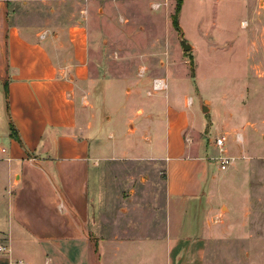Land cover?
<instances>
[{
  "label": "crops",
  "instance_id": "crops-1",
  "mask_svg": "<svg viewBox=\"0 0 264 264\" xmlns=\"http://www.w3.org/2000/svg\"><path fill=\"white\" fill-rule=\"evenodd\" d=\"M52 1L0 0V245L5 247L0 264H160L156 193L148 195L145 208L148 219H159L156 231L149 226L135 238L128 224L123 237L114 224L107 228L99 210L102 196L94 200L90 193L93 171L95 186L102 191L101 164L117 160L153 162L159 169L163 165L165 195L175 202V230L186 225L190 214L196 233L213 235L214 192L219 189L218 201L226 208L221 238H254L263 244L264 232L257 231L264 226L252 224L256 233L249 234V224L256 220L248 184L253 174L258 179L254 187L264 195V165H251L254 159H264V152L255 148L260 144L247 136L245 141L243 133L241 151L233 154L248 162L217 181L219 170L210 162L214 154L209 156V146L196 140L197 127L170 94L164 95L165 103L161 93L149 104L125 102L130 111L122 125L111 115L102 118L99 112L106 102L98 109L93 99L99 73L91 64L96 19L90 4L97 1L84 0L74 21L54 23L32 9L24 17L22 9L29 2L41 6ZM237 1L243 6L239 26L244 31L230 42L242 48L246 62L259 61L254 69L263 77L264 57L259 56L264 53V0ZM211 4L218 9L220 1ZM183 102L188 108L186 96ZM136 117L139 122L133 124ZM203 252L195 245L177 250V261L170 257L168 264H197ZM185 253L188 259L182 262Z\"/></svg>",
  "mask_w": 264,
  "mask_h": 264
},
{
  "label": "rangeland",
  "instance_id": "rangeland-1",
  "mask_svg": "<svg viewBox=\"0 0 264 264\" xmlns=\"http://www.w3.org/2000/svg\"><path fill=\"white\" fill-rule=\"evenodd\" d=\"M96 1V4H90L91 14L96 19L91 31V64L99 76L92 87L98 109L106 102L100 109L102 112H99L102 118L106 114L111 115L113 122L122 125L126 113L130 111L125 108L126 105L149 104L159 93L165 103L164 95L168 93L172 101L175 99L179 102L178 106L185 110L187 117L197 127L194 137L209 146V156L219 155L215 139L224 136V153L236 157L233 153L241 151L239 143L243 141L237 137L243 133L245 141L246 136L254 144L257 141L260 145L257 144L255 148L264 152V76H258V70L254 69V64H259V61L246 62L242 48L236 46V42H230L244 31L239 26V20L244 15L239 1L219 0L218 9L211 4L214 0ZM35 3L29 2L24 6V17L29 16L32 9L48 16L54 23H63L77 20L82 4L86 2L55 0L52 4L41 6L39 2ZM175 15L178 26L174 25ZM181 35L190 44H199L198 49L195 51L193 47L190 51H184ZM259 57L263 58L264 53ZM159 79L164 80L168 88H155V81ZM108 89L112 94L106 101ZM125 93L131 98H127ZM184 96L188 108L184 106ZM201 101L210 107L208 113L202 111ZM138 122L139 117H136L132 123ZM255 130L257 133H254ZM249 152L254 153V150ZM210 162L219 170V181L222 174L248 160L237 159L226 170L219 168L217 160L212 158ZM261 164L264 165V159L251 161L254 168ZM163 171V165L159 169L153 162L107 161L101 164L102 191H99L95 186L97 172L94 170L90 193L94 200L102 196L99 210L105 216L103 224L107 228L109 224L117 226L122 237L126 224L132 238L148 232L149 226L156 231L159 219L151 221L145 210L148 195L156 193L153 203L156 206L160 202V264H168L170 257L177 261L179 255L174 252L194 245L204 251L202 258L195 260L197 264H264V241L262 244L254 238L239 241L235 237L228 240L221 238L220 219L226 208L222 209L218 201L219 189L214 192V202L217 203L213 227L217 230L213 235L204 237L196 233V227L190 226L193 221L190 214L186 218V225L183 227V224H179L181 230H175V202L165 195ZM256 176L253 174L248 182L252 185L250 206L256 213V224L250 222L249 234L256 233V230L252 231V224L255 227H258L257 224L262 228L264 226V195H259V190L254 187L258 181ZM155 184L157 186L154 188ZM94 188L97 189L92 193ZM262 232L263 229L257 231L259 234ZM177 233L181 237L174 236ZM149 236H153L152 230ZM181 257L184 262L188 254Z\"/></svg>",
  "mask_w": 264,
  "mask_h": 264
},
{
  "label": "built area",
  "instance_id": "built-area-1",
  "mask_svg": "<svg viewBox=\"0 0 264 264\" xmlns=\"http://www.w3.org/2000/svg\"><path fill=\"white\" fill-rule=\"evenodd\" d=\"M158 81L160 82V79L155 81V88H157L156 85ZM157 89H160V88H157ZM237 139L241 140L242 139L241 135H239ZM225 143H226V137L224 136L216 137L215 146L219 149L220 153L218 156L212 157V158L218 161L219 168L221 170H226L235 160H237L235 156L224 153ZM0 250H5V247L0 245ZM22 264H31V263L28 261H24L22 262Z\"/></svg>",
  "mask_w": 264,
  "mask_h": 264
},
{
  "label": "water",
  "instance_id": "water-1",
  "mask_svg": "<svg viewBox=\"0 0 264 264\" xmlns=\"http://www.w3.org/2000/svg\"><path fill=\"white\" fill-rule=\"evenodd\" d=\"M180 40L184 51H190L192 49V45L187 42L182 35ZM200 106L203 112L208 113L210 111V107L202 101L200 102Z\"/></svg>",
  "mask_w": 264,
  "mask_h": 264
},
{
  "label": "bare ground",
  "instance_id": "bare-ground-1",
  "mask_svg": "<svg viewBox=\"0 0 264 264\" xmlns=\"http://www.w3.org/2000/svg\"><path fill=\"white\" fill-rule=\"evenodd\" d=\"M156 87L160 89H163V87L168 88L167 83L164 80H160V82L158 81Z\"/></svg>",
  "mask_w": 264,
  "mask_h": 264
},
{
  "label": "trees",
  "instance_id": "trees-1",
  "mask_svg": "<svg viewBox=\"0 0 264 264\" xmlns=\"http://www.w3.org/2000/svg\"><path fill=\"white\" fill-rule=\"evenodd\" d=\"M179 10H180V6L178 8V12H179ZM173 21H174V25L178 26V18L176 15L173 17Z\"/></svg>",
  "mask_w": 264,
  "mask_h": 264
}]
</instances>
